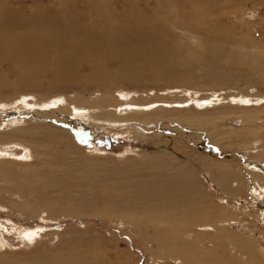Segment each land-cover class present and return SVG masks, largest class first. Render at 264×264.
I'll use <instances>...</instances> for the list:
<instances>
[{"label": "rangeland", "instance_id": "obj_1", "mask_svg": "<svg viewBox=\"0 0 264 264\" xmlns=\"http://www.w3.org/2000/svg\"><path fill=\"white\" fill-rule=\"evenodd\" d=\"M175 1L0 0V147L13 145L0 156V261L264 264V0H191L196 24L181 30L167 16ZM212 97L224 102L192 104ZM78 101L151 111L117 107V123L69 114ZM60 170L73 174L53 185ZM161 184L171 204L148 202Z\"/></svg>", "mask_w": 264, "mask_h": 264}, {"label": "bare ground", "instance_id": "obj_2", "mask_svg": "<svg viewBox=\"0 0 264 264\" xmlns=\"http://www.w3.org/2000/svg\"><path fill=\"white\" fill-rule=\"evenodd\" d=\"M177 1V0H176ZM173 2V3H171L172 4V6L170 7V9H168L170 12H169V15L167 14V16H168V18L170 19V20H172V21H174L173 22V24L171 25V27L174 29L175 28V30L176 29H179V30H181V28L183 27L182 25H180L179 23H181V22H188V23H193V24H196V23H194V21L195 20H197V18L195 19V20H193V22H191V18H192V16L191 15H195L194 14V12L193 11H190V13L189 12H185L184 10L186 9V7L187 6H189V5H192L193 4V2L190 0H182L181 2ZM168 2V1H167ZM170 4V3H169ZM168 7V8H169ZM184 17H186V18H188V20H186V19H184ZM183 18V19H182ZM59 21V20H58ZM203 23V22H202ZM203 24H206L205 22L203 23ZM162 25V24H161ZM73 26V25H72ZM193 27H191V29L192 30H195V28H196V26H194V25H192ZM139 27L140 26H138V29H139ZM178 27V28H177ZM183 29V28H182ZM53 32V31H52ZM51 31L49 32L48 31V34H50V33H52ZM131 32V31H130ZM192 32V31H191ZM55 33V32H54ZM73 33V32H72ZM197 33V32H196ZM39 34H41V33H39ZM136 34V33H135ZM151 34V33H150ZM200 34V33H199ZM42 35H44V34H42ZM56 35V39H57V34H55ZM62 35V34H61ZM60 35V36H61ZM80 35V34H79ZM58 36H59V34H58ZM141 36H144V35H141ZM39 37V36H38ZM37 37V38H38ZM46 37H48L47 35H46ZM41 38V37H40ZM44 38V37H43ZM42 38V39H43ZM62 38H63V36H62ZM146 38V37H145ZM53 39V38H52ZM144 39V38H143ZM5 39H3V41H4ZM49 40V39H48ZM62 40V39H61ZM137 40H138V38H137ZM140 40V39H139ZM189 40H193V37L191 38V39H189ZM39 41V40H38ZM64 41V40H63ZM82 41V40H81ZM41 42H42V40H41ZM49 42V41H48ZM67 42V41H66ZM133 42V41H132ZM45 43H46V41H45ZM50 43V42H49ZM189 43H191V42H189ZM40 44V43H39ZM57 44V43H56ZM58 47H61L60 49H62L63 47H65L64 46V43L63 42H59L58 44ZM13 46H15V45H13ZM56 46V45H55ZM68 46V45H67ZM71 46V45H70ZM93 46V45H92ZM43 47V49L45 50V49H47V48H49V47H53V45L52 46H42ZM19 48H20V46H19ZM79 48H80V46H79ZM162 48L163 47H160V46H157L156 48H155V50L153 51V54H156L157 56H159L161 53H162ZM18 47H15V52H17L18 53ZM35 49V48H34ZM59 49V48H58ZM57 49V50H58ZM14 50V49H13ZM52 50V49H51ZM68 50V49H67ZM165 50V49H164ZM20 51H21V49H20ZM41 51V49L38 47V49H35V53H39ZM48 51V50H47ZM50 51V50H49ZM130 51H133V50H130ZM141 51V50H140ZM150 52H151V49L149 50ZM14 51H13V55H14V53H15ZM33 52V51H32ZM54 52V51H53ZM72 52V51H71ZM142 52H143V50H142ZM34 53V54H35ZM136 53L138 54V52L136 51ZM141 53V52H140ZM44 54V53H43ZM52 54V53H51ZM50 54V55H51ZM55 54V53H54ZM67 54V52L64 54V55H66ZM145 54V53H144ZM148 54H149V52H148ZM152 54V53H151ZM152 54V55H153ZM29 55V54H28ZM46 55V54H45ZM150 55V54H149ZM187 55H191V56H193V59H199V58H201V57H203V55H205V54H202V53H198V51H196V50H194L193 48H192V46H190L189 45V50L187 51ZM38 56H40V55H38ZM67 56H68V54H67ZM66 56V57H67ZM42 57V56H41ZM52 57V56H51ZM65 57V58H66ZM74 57V56H73ZM40 58V57H39ZM39 58H37V59H39ZM46 58V57H45ZM50 58V57H49ZM129 58V57H128ZM125 59V58H124ZM34 60H36V59H34ZM123 60V59H122ZM12 61H13V59H12ZM11 61V62H12ZM10 62V61H9ZM15 62V61H14ZM121 62V61H120ZM123 62V61H122ZM35 63H36V61H35ZM39 63H41V62H39ZM45 63V62H44ZM44 63H42V65L44 64ZM75 64V63H74ZM25 65H26V63H25ZM25 65H24V63H20V61L18 62V63H16L15 64V66L16 67H14V64H13V67L14 68H20V69H23L24 67H25ZM33 65V64H32ZM40 65V64H39ZM41 65V66H42ZM34 67H36V65L34 66ZM46 67H50L49 65H47ZM76 68H77V66H76ZM100 79V78H99ZM121 80H122V77H121ZM60 96V95H59ZM57 97H58V95H57ZM62 97V96H61ZM124 98H126L125 96H123ZM66 98V97H65ZM64 98V99H65ZM56 99V98H55ZM221 99L222 98H216V97H212V98H202V99H195L193 102H192V104L194 103V105H196L198 108H210V107H212V106H215V105H218V104H220L221 102H224V100L223 101H221ZM54 101V100H53ZM63 101V100H62ZM62 101H55L54 102V105L53 106H59L60 104H61V102ZM123 101H125V100H123ZM35 102V101H34ZM65 102L68 104H70V103H72L73 101L72 100H68V99H65ZM75 104H72V107L70 108V107H68L69 109H68V112H69V114L72 112V115L73 116H75V117H88L89 118V116L91 115V116H93V118L94 117H96V116H98V117H108V121H111V122H117V123H123V121L125 122V120H123V119H118L117 117H116V115H118L117 114V112L115 111V110H118V108H120V111H119V115H125L124 117H126V116H128V115H130V114H136V115H142L143 116V114H147L146 112L147 111H151V110H148V106L149 105H147V106H142V107H138V106H136V105H133V104H129V105H127L125 102V105H123V106H120L119 105V107L117 108V107H114L115 108V110H113L112 109V111L110 110V111H108L107 110V108L108 107H100V105H99V108H98V110H99V112L98 113H96V112H94V110H95V108H94V110H92L93 108L92 107H88V106H85V105H82L81 104V102L80 101H78L77 102V104H76V102H74ZM189 103H190V100H189ZM189 103H187V101L185 100V101H182L180 104H179V107H186V106H188V104ZM240 103H242L241 102V100H240ZM38 104V103H37ZM44 104H46V103H44ZM49 104V103H48ZM123 104V103H122ZM172 104V103H171ZM71 105V104H70ZM74 105V106H73ZM78 106L77 107V109H75V106ZM104 105V104H103ZM177 105V104H176ZM43 105H41V107H42ZM64 106V105H63ZM106 106V105H105ZM50 107H52V105L51 106H49V109H50ZM92 108V109H91ZM151 108V107H150ZM149 108V109H150ZM158 108H160V106L158 107ZM38 109V108H37ZM47 109H48V107H47ZM163 109V108H162ZM40 110V109H39ZM46 110V109H45ZM154 110V109H153ZM47 111V110H46ZM54 111V110H53ZM89 112V114H87V112ZM95 111H97V110H95ZM177 111V110H176ZM36 112V111H35ZM34 112V113H35ZM67 112V111H66ZM115 112H116V115H113V113L115 114ZM45 114V113H44ZM46 115V114H45ZM71 115V116H72ZM96 115V116H95ZM118 115V117H120ZM144 116H146V115H144ZM48 117V116H47ZM64 117H65V114H64ZM69 117V116H68ZM98 117H97V119H98ZM133 117V116H132ZM51 118V117H50ZM121 118H123L122 116H121ZM144 118V117H143ZM107 119V118H106ZM102 120V119H101ZM133 120V119H132ZM134 120H136V119H134ZM32 121V120H31ZM103 121H105V119H103ZM107 122V121H106ZM29 123V122H28ZM6 126V125H5ZM3 127H1L0 126V129H2ZM13 128V129H12ZM11 129H12V131H21V128L20 129H18L17 127H13V125L11 126ZM24 129V128H23ZM259 130H260V128H259ZM3 131V130H2ZM28 132H30V131H28ZM22 133V132H21ZM24 133V132H23ZM15 134V133H14ZM25 134H27V133H25ZM15 140V139H14ZM252 143V142H251ZM1 144H3V143H1ZM26 144V143H25ZM67 145V144H66ZM38 146V145H37ZM67 146H69V148H68V150H67V152H66V156H67V158H68V155H73L74 153H75V151L73 150V145L71 144V143H69ZM252 146V145H251ZM29 147V146H28ZM33 147V146H32ZM44 147V146H43ZM12 149H13V145H2L1 147H0V156L2 157V156H9L11 153H12ZM30 149V148H29ZM43 149V148H42ZM38 150H39V148H38ZM26 151V150H25ZM29 151V150H28ZM262 153V152H261ZM78 154V153H77ZM28 155V154H27ZM43 155H46L47 157H51V159L52 160H55V161H59L60 163L56 166V168L58 169H62L64 166H65V164H66V162H64V159H63V156H64V154L63 153H58L57 151H52V152H49V153H44V154H42V153H38V151L37 152H35L34 151V157L35 158H37L39 161H43L42 160V156ZM23 156V158H25V153L22 155ZM30 156H31V154H30ZM6 158V157H5ZM30 158V157H29ZM32 159V158H31ZM63 159V160H62ZM45 160V159H44ZM68 160V159H67ZM48 162V161H47ZM47 162H43V170H46V169H48L49 168V163L47 164ZM68 169V168H67ZM71 170V169H70ZM82 171H83V169H82ZM81 172V170L80 171H78V174H79V178L81 179L82 178V173H80ZM71 173V174H70ZM70 173L68 172V170L67 171H65V170H60V172H59V174L58 175H56V176H53V175H48V179H49V181L53 184V185H56V184H62V180L64 179V178H66V177H69V176H71L72 174H73V172H71L70 171ZM56 174V173H55ZM1 175H3V174H0V178H3ZM8 175V174H7ZM42 175L43 174H36L35 176H37V177H42ZM68 175V176H67ZM255 176V175H254ZM34 177V176H33ZM175 177H176V175H175ZM257 177V176H256ZM68 179V178H67ZM83 179V178H82ZM177 180H179V177L177 176L176 177V181ZM1 183V182H0ZM180 184V183H179ZM256 184H257V186H258V189H259V192L260 193H262L263 194V196H264V185L262 186L261 184H260V181L258 180V182H256ZM53 185H51L52 187H53ZM165 185H168V184H166L165 183ZM50 186V185H49ZM55 187V186H54ZM160 187H162V188H160V191H157L156 192V194H155V196L154 197H152L151 199H149L148 200V202H150V203H152L153 201H154V203H156V202H159V201H161L162 199L163 200H165V205H167V204H171V202H170V200L167 198V195H166V193H165V190H164V185H162L161 184V186ZM147 202V201H146ZM146 202H144V203H146ZM153 204V203H152ZM130 207H131V209L132 210H140V211H146V213L148 214L150 211H152L154 208L153 207H156V205H154V206H151L150 204H147L146 206L143 204V206H140V205H138V204H132V205H129ZM171 207H173L174 208V210H178L179 208H180V203H178L177 205L173 202L172 203V206ZM140 208H142V209H140ZM157 209H160V212L159 213H161L162 212V208H158L157 207ZM169 209H171V208H169ZM149 211V212H148ZM171 211V210H170ZM176 211H172V213L171 214H174ZM151 213V212H150ZM164 213V212H163ZM168 213H170V212H168ZM154 214H157V213H154ZM162 214V213H161ZM53 215V214H52ZM50 216V215H49ZM37 217H41V216H39V214L37 215ZM38 232V230L37 231H28V232H26L24 235V237H25V239L27 238V239H30V241H33L39 234V232ZM61 259V256H57L56 258H55V261L53 260V263H55V264H58L57 263V261H59ZM66 259V258H65ZM18 262H11L10 263V261H5L4 259H2L1 261H0V264H17ZM22 263V262H21ZM43 263V262H42ZM53 263H50L49 262V264H53ZM20 264V263H19ZM35 264H37V263H35ZM44 264V263H43Z\"/></svg>", "mask_w": 264, "mask_h": 264}]
</instances>
